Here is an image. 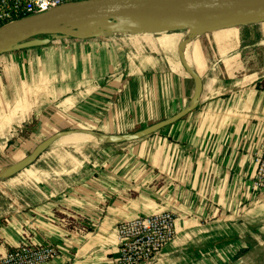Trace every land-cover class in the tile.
<instances>
[{
  "label": "crops",
  "instance_id": "obj_1",
  "mask_svg": "<svg viewBox=\"0 0 264 264\" xmlns=\"http://www.w3.org/2000/svg\"><path fill=\"white\" fill-rule=\"evenodd\" d=\"M74 134L86 140L57 141ZM46 139L31 164L11 169ZM263 140L264 18L6 50L0 256L29 240L57 249L39 264H112L118 222L171 211L175 236L147 264L261 263L264 191L252 182Z\"/></svg>",
  "mask_w": 264,
  "mask_h": 264
},
{
  "label": "water",
  "instance_id": "obj_2",
  "mask_svg": "<svg viewBox=\"0 0 264 264\" xmlns=\"http://www.w3.org/2000/svg\"><path fill=\"white\" fill-rule=\"evenodd\" d=\"M204 15L209 17L208 25L200 31H191L186 26L165 30L141 29L136 32L187 31L201 34L218 28L245 24L264 18V0H73L55 6L44 12L20 17L0 26V53L11 48L44 46L53 37L79 35H108L94 32H78L79 25L90 21L118 24L123 20L144 21L153 17L165 20L171 16L192 18ZM123 33V34H128ZM196 80L199 94L201 81ZM197 100L181 113L144 129L139 135H148L179 119L192 108ZM48 140L38 144L28 155L12 166L13 171L21 170L31 164L47 145ZM155 258V257H154ZM153 258V259H154ZM152 259V260H153ZM152 260L143 264L150 263ZM258 264H264V261Z\"/></svg>",
  "mask_w": 264,
  "mask_h": 264
},
{
  "label": "built area",
  "instance_id": "obj_3",
  "mask_svg": "<svg viewBox=\"0 0 264 264\" xmlns=\"http://www.w3.org/2000/svg\"><path fill=\"white\" fill-rule=\"evenodd\" d=\"M73 0H0V26L30 14L49 10ZM252 188L264 191V140L256 156ZM176 232V216L171 211L136 216L117 224L118 245L112 264H143L152 260ZM57 249L51 244L29 240L9 248L0 264H39L51 260Z\"/></svg>",
  "mask_w": 264,
  "mask_h": 264
},
{
  "label": "bare ground",
  "instance_id": "obj_4",
  "mask_svg": "<svg viewBox=\"0 0 264 264\" xmlns=\"http://www.w3.org/2000/svg\"><path fill=\"white\" fill-rule=\"evenodd\" d=\"M209 20H210L209 17H206L204 15H199L192 18H179L177 16H171L165 20L154 19L153 17H150V19L144 21H136L130 19V20L120 21V23L118 24H112L111 22H99L95 20V21H90L87 24L79 25L78 32L123 34L128 32H136L141 29L165 30V29L175 28L178 26H186L191 31H200L203 30L208 25ZM59 138L57 140L59 144L80 143L86 140L84 136L78 134L63 136L60 139Z\"/></svg>",
  "mask_w": 264,
  "mask_h": 264
},
{
  "label": "trees",
  "instance_id": "obj_5",
  "mask_svg": "<svg viewBox=\"0 0 264 264\" xmlns=\"http://www.w3.org/2000/svg\"><path fill=\"white\" fill-rule=\"evenodd\" d=\"M245 251H246V250H244V249H240V250L235 254V257H239V256H241L242 254H244Z\"/></svg>",
  "mask_w": 264,
  "mask_h": 264
},
{
  "label": "rangeland",
  "instance_id": "obj_6",
  "mask_svg": "<svg viewBox=\"0 0 264 264\" xmlns=\"http://www.w3.org/2000/svg\"><path fill=\"white\" fill-rule=\"evenodd\" d=\"M30 149H32V148H30ZM30 149H29V150H30Z\"/></svg>",
  "mask_w": 264,
  "mask_h": 264
}]
</instances>
